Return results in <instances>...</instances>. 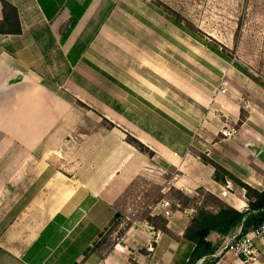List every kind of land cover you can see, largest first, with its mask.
<instances>
[{
    "label": "crops",
    "instance_id": "crops-1",
    "mask_svg": "<svg viewBox=\"0 0 264 264\" xmlns=\"http://www.w3.org/2000/svg\"><path fill=\"white\" fill-rule=\"evenodd\" d=\"M2 1L21 34L0 35V264H245L226 251L243 225L204 257L185 232L206 196L249 210L202 156L264 191L254 71L169 32L153 0H0V23ZM256 251L264 264V238Z\"/></svg>",
    "mask_w": 264,
    "mask_h": 264
},
{
    "label": "rangeland",
    "instance_id": "rangeland-1",
    "mask_svg": "<svg viewBox=\"0 0 264 264\" xmlns=\"http://www.w3.org/2000/svg\"><path fill=\"white\" fill-rule=\"evenodd\" d=\"M153 1L161 15L169 17V32L188 35L194 40H189L190 45H199V48L220 55L218 58L224 65L247 67L264 83V0ZM142 33L144 37L146 34ZM171 194L176 201L191 203L178 192ZM205 201L214 204L207 197Z\"/></svg>",
    "mask_w": 264,
    "mask_h": 264
},
{
    "label": "trees",
    "instance_id": "trees-1",
    "mask_svg": "<svg viewBox=\"0 0 264 264\" xmlns=\"http://www.w3.org/2000/svg\"><path fill=\"white\" fill-rule=\"evenodd\" d=\"M2 6L3 21L0 23V34L20 35L21 26L16 8L5 1H2ZM76 22V19L71 20L69 27L64 31L63 41L72 31ZM127 142L141 152L147 151L144 145L130 135H127ZM202 160L214 168V180L217 183L223 184L226 182V179H231L241 188L245 189L246 197L249 201V210L246 213H240L218 199L206 196L208 199H211L214 204H209L204 200L202 205L197 208V213L185 232V238L195 243L197 249L201 250L199 257H204L210 253V244L207 238L211 233H217L225 237L237 226L243 225L241 233L245 234L251 228L264 223V191L259 192L242 183L207 157L202 156ZM208 206H213L216 210H211ZM147 221L149 223L159 224L161 228L165 226V222L161 218L148 217ZM203 259L206 261L205 258Z\"/></svg>",
    "mask_w": 264,
    "mask_h": 264
},
{
    "label": "built area",
    "instance_id": "built-area-1",
    "mask_svg": "<svg viewBox=\"0 0 264 264\" xmlns=\"http://www.w3.org/2000/svg\"><path fill=\"white\" fill-rule=\"evenodd\" d=\"M224 93L225 90H222ZM238 134V130L236 128H225L220 132V135L223 139H232ZM228 192L224 191L221 193V197H226ZM165 210L164 215L166 217L172 215L170 203L166 202L163 205ZM264 238V223L257 227L251 228L247 233L239 234V237L231 242L227 246V250L233 256L241 259L245 264H257L258 262V254L256 251V243ZM204 259L200 260V264H203Z\"/></svg>",
    "mask_w": 264,
    "mask_h": 264
}]
</instances>
